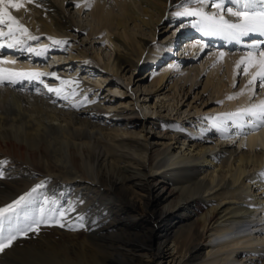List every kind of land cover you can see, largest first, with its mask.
<instances>
[{
  "label": "bare ground",
  "instance_id": "1",
  "mask_svg": "<svg viewBox=\"0 0 264 264\" xmlns=\"http://www.w3.org/2000/svg\"><path fill=\"white\" fill-rule=\"evenodd\" d=\"M112 1L119 12L96 0L91 13L94 24L86 27L50 0H16L21 5L16 9L28 14L16 18L27 32L15 33L23 51L11 49L27 55L0 51L5 60L15 61L0 67L49 75L17 77L16 84H0V208L32 193L19 212L4 221L0 237L13 233L17 238L0 252V264H264V118L243 111L260 104L264 96L248 101L255 81L241 94L234 87L237 73L244 76L240 89L261 70L264 43L253 45L264 41V35L251 33L234 39L228 32L201 30L200 17L176 15L186 8L203 7L221 16L222 10L212 6L221 0H207L204 5L197 0ZM74 2L80 13L91 0ZM138 3L156 15L139 12ZM223 3L243 10V0ZM254 8L260 10L259 5ZM164 19L181 21L185 48L181 57L172 54L175 41L161 44L148 34H137L138 26H144L154 36L156 24ZM0 28L8 31L7 26ZM71 30L85 32L105 48L103 40H107L112 62L95 64L88 52L67 41ZM37 36L43 41L28 42ZM249 36H253L246 43L249 51L237 55L225 51V44L244 42ZM54 40L62 43L56 45ZM211 42L220 45L224 56L214 54V67L208 70L203 89L211 90V100L226 101V109L197 117L199 131L177 122L164 125L139 114L135 107L125 113L103 109L102 102L110 103L112 110L124 103L112 93H119L125 67L156 65L147 74L154 92L176 85L170 84L174 71L185 75V82L197 83L201 68L188 75L186 70L192 69L181 65L200 58ZM45 46L44 55L28 51ZM33 57H48V61ZM242 58L245 62L240 64ZM74 61L87 64L74 69ZM91 63L98 73L88 69ZM89 72L94 75L89 77ZM222 72L226 81L221 80ZM111 83H117L114 89ZM48 88L60 89V94ZM153 94L159 99V94ZM157 103L167 112L176 110L174 103ZM144 108L151 112L149 105ZM154 126L160 131L154 133ZM236 137L233 148L225 138ZM178 172L189 173L185 180L189 184L180 188L177 199L159 206L176 191L167 186V180ZM191 178L196 179L191 182ZM205 200L216 201V206L204 205ZM228 202L239 205H225ZM41 207L75 211L62 218L64 227L55 223L58 214L50 211L47 215L54 219L39 231L26 236L16 233ZM181 209L192 211L179 214Z\"/></svg>",
  "mask_w": 264,
  "mask_h": 264
},
{
  "label": "rangeland",
  "instance_id": "2",
  "mask_svg": "<svg viewBox=\"0 0 264 264\" xmlns=\"http://www.w3.org/2000/svg\"><path fill=\"white\" fill-rule=\"evenodd\" d=\"M55 6H57V9L60 10H65L66 14L69 15V18L73 21L76 22V24H81L84 26H89L94 24V19L92 18V11H93V3L96 0H91L90 5L86 6L85 8L82 9L80 13L77 12V6L75 4V0H67L66 2L61 0H50ZM80 2L81 0H77ZM101 1L102 3H105L108 7L112 8L114 11L119 12L118 5L115 4L112 0H98ZM82 5V4H81ZM82 7V6H81ZM137 9L139 12L144 13L145 15H149L151 13L155 12L148 6H145L142 3L137 4ZM144 9V11H143ZM229 9V5L227 3L224 4V10H222V15L224 19L228 20L229 22H239L237 17L233 16L230 12L227 11ZM235 11L234 9H232ZM9 11L11 12V15H13L15 18H20L22 16L28 17L27 12H22L18 9H12L9 7ZM218 15V14H217ZM156 17V16H155ZM154 17V18H155ZM180 20L179 21H174L173 23H170L168 19H164L161 22L156 24V29H155V37L148 33L146 28L144 29V26H138V33L137 34H148L147 36L150 37L151 39H154L157 41L156 43H161V44H166L168 41H175L174 44V50L172 52L174 57H181V53L185 48L182 47L183 43L181 42L182 37L180 39V35L182 34L181 31V25H180ZM75 24V25H76ZM130 27H132V24H129ZM1 27V26H0ZM176 30V34H173V31ZM37 34V33H36ZM70 34L72 35L69 37L67 41L70 43H74V47H79L81 50H85L90 54V56L93 57V61L95 64L103 66L104 64L111 63L112 62V46L108 44L107 40H103L104 44L107 45V48L104 47L101 43L98 42L97 39L88 37L85 32H80L77 30H71ZM38 37V36H37ZM187 37V36H183ZM253 36H249L245 38V41H236L235 43H228L225 44V51H229L231 55H237L239 53H245L246 51L250 50V47L246 44L248 42V39ZM40 38V37H39ZM208 46L203 49V55L198 58L197 60L195 59H189L187 62H184V65L182 66V69H185L186 67H190L192 69L191 71H187L188 75H192L194 71H196V68H201L200 73L197 75L195 78L197 80V83L191 85L189 81H184L185 75H180L178 74V71H174L172 73L171 80L175 82H170V84L176 83V85H171L167 89L163 90H157L154 92L152 91V86H150V81L149 77L147 74L149 73L150 69H156V65L153 67H150L147 65V63H141L138 69L134 68H129L125 67L123 69V73L121 76V79L119 81H123L121 83V89L119 90V93H112L113 96L118 97L123 101L124 103L120 105V107L116 108L115 110H112V106L108 102H102L103 109L107 110L109 113H125L129 110H132L137 108V111L141 115H148L152 117L153 120H156V122L163 123L164 125H168L171 123H180L182 124L187 130H190L191 127H196L195 130L199 131L198 128V123L195 121V119L198 118H203L208 114H214L219 111H224L226 109L225 102L220 100L219 102H215L210 99V92L209 88L203 89V84L206 81V74L210 68L214 67V61L216 59V56L214 54L222 52V48L220 49V45H214L212 42L207 44ZM234 45V46H233ZM65 46V45H64ZM110 47V49L108 48ZM68 47V45L66 46ZM233 47V49H232ZM66 52V50H65ZM183 55V54H182ZM214 55V56H213ZM98 56V57H96ZM50 58V57H49ZM25 59L26 56H25ZM48 59V57H47ZM46 59V61H48ZM187 59V58H186ZM28 60V59H27ZM92 60V59H91ZM89 59V61H91ZM74 69H79L81 68V64H87L86 62H82L81 64L78 63L77 61L73 62ZM201 63H204V67H201ZM86 67V66H85ZM88 69H90L94 74L98 73L96 70V67L94 64L91 63V65H88ZM150 67V68H149ZM149 70V71H148ZM152 70V69H151ZM90 73V72H89ZM90 73L89 77H92L94 74ZM92 74V75H91ZM222 81H226V75L225 73L222 72L221 74ZM236 82H235V90L237 89L238 94L243 93L244 91L247 90L251 84L249 83L252 78L248 79L246 81L244 87L239 89V86L241 84V80L244 79L243 73L236 75ZM177 80H176V79ZM25 85V84H24ZM23 85V86H24ZM117 85V83H111V88L114 89V86ZM264 81L257 80L253 84V92L249 97L248 101H252L256 99L257 97L264 96ZM186 91L185 95L183 94L184 90ZM125 92V94H123ZM178 92H181V98L179 97L180 101L176 105L174 101H176V98L178 96ZM153 93L159 94L160 97L155 96ZM111 95V94H110ZM165 95V97H164ZM138 98V101L136 99ZM237 96H235V99ZM178 99V98H177ZM163 100V102H166V105H169L174 103V106L176 107V110H174L172 113L167 112L164 107H161L159 103L156 104L157 101ZM102 101V99H100ZM145 102V106L149 105L151 107V112L145 111L144 107L142 104ZM135 105V106H134ZM125 108V109H124ZM153 112V113H152ZM160 118V119H158ZM165 120H161V119ZM194 121V122H192ZM205 123V122H203ZM154 133H157L160 131L159 127L154 126ZM129 131L134 130L135 128L132 127H127L126 128ZM125 129V130H126ZM165 131V129H163ZM162 130V131H163ZM129 137L128 133L126 135ZM163 140L166 141V139H158L157 142H162ZM230 145H236L237 142V137L235 139H232L230 141V138H225ZM128 141V139H127ZM213 142H208L207 144H212ZM159 144H156L158 146ZM95 150L97 151L99 149V146L96 144L93 146ZM4 165V164H3ZM194 175V174H191ZM189 173H184V172H178L175 175H170V179L168 178L167 183L170 188H174L176 191L172 196H168L166 200H162L159 204V206H165L168 205L171 200H175L178 198L179 195V190L181 187H184L185 185L189 184V182H185L187 178H189ZM197 177V176H196ZM173 179V180H172ZM196 178H191V182L195 181ZM173 190V189H172ZM177 192V193H176ZM201 195V194H199ZM204 205H207L208 207L211 206H216V201H209L205 200ZM225 205H233L237 206L239 205L238 202L231 204L228 202V204ZM166 207V206H165ZM224 208H221L219 210H222ZM192 210H179V214L184 212L189 214Z\"/></svg>",
  "mask_w": 264,
  "mask_h": 264
},
{
  "label": "snow or ice",
  "instance_id": "3",
  "mask_svg": "<svg viewBox=\"0 0 264 264\" xmlns=\"http://www.w3.org/2000/svg\"><path fill=\"white\" fill-rule=\"evenodd\" d=\"M31 2V0H29ZM237 3H240L241 0H236ZM197 3L200 5H204L207 3V0H197ZM259 5L260 10L256 11L254 6ZM21 5L16 2V0H0V26H7L8 31L4 32L2 28H0V38H6L4 42H0V49L5 47L7 48H18L20 51H23V48H20L21 41L18 40L15 36L17 31H22L24 33L27 32V28L23 25L19 24L14 16L11 15L9 11V7L12 9L19 8ZM218 10H224V3L221 0L220 3H216L212 5ZM251 9V11H250ZM233 16L239 18V22L233 23L224 19L223 16H217L215 13H210L204 11L203 7L200 8H186L184 11H179L176 13L177 16H194L200 17L199 25H202V29L208 33H219V32H228L234 39H238L239 37L247 36L251 33H260L264 35V0H243V10L233 11L231 8L227 9ZM194 27L198 25H193ZM29 39L36 40L38 37H29ZM54 44L59 45L62 42L59 40H54ZM260 43H264V41L256 42L253 47L258 46ZM29 52L34 53L37 56L44 55L47 51V46L43 49H28ZM224 53H220V58H223ZM260 56L262 59L259 61V65L261 70L256 73L252 77V80L249 83H253L256 80L264 81V51L260 52ZM249 59H251V53L249 54ZM245 62L244 58L241 59L240 64ZM4 63H15V61H7L2 56H0V64ZM240 65L238 64L237 67ZM247 71V69H245ZM43 75H49L48 73H40V72H17L13 69H7L0 67V84L10 83L16 84L18 79H23L27 77L28 79H39ZM50 75L55 76V73H51ZM58 78V77H57ZM43 83V81H41ZM64 83H68V81H64ZM264 86V85H262ZM47 87V85H46ZM49 92H56L57 95L60 94V89L48 88ZM231 99V97H229ZM246 113H250L252 115H258L261 118H264V101H261L260 104L254 105L249 109L243 110ZM232 115H236L235 113ZM256 127H259L257 125ZM2 175V174H0ZM40 186H37V188ZM37 189H32V192H35ZM32 193H26L25 195L19 197L17 200H14L11 204L6 205L5 207L0 208V231L3 230V224L5 219H9L12 215H15L19 212V210L28 202V198ZM47 203V201H46ZM55 211L58 214L57 219H55V223L59 224V226L64 227L65 225L62 223V218L67 216L69 211H75L74 208L71 209H45L41 207L38 210V214L35 217H30V222L26 223L23 228H17L16 233L19 235L26 236L29 232H37L40 229L42 224H48L50 221L54 219V217L47 215V212ZM83 225H81L82 227ZM17 238L16 234L10 233L6 237H0V252H3L6 248L10 247Z\"/></svg>",
  "mask_w": 264,
  "mask_h": 264
}]
</instances>
